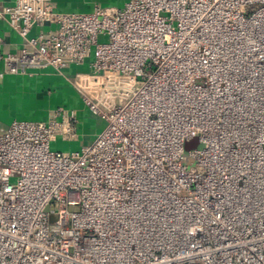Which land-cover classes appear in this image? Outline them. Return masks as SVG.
Wrapping results in <instances>:
<instances>
[{
  "label": "built area",
  "instance_id": "1",
  "mask_svg": "<svg viewBox=\"0 0 264 264\" xmlns=\"http://www.w3.org/2000/svg\"><path fill=\"white\" fill-rule=\"evenodd\" d=\"M0 19L20 37H0L6 73L94 49L73 86L105 121L72 152L50 142L77 137L73 109L0 131V264H264V0H15Z\"/></svg>",
  "mask_w": 264,
  "mask_h": 264
},
{
  "label": "crops",
  "instance_id": "2",
  "mask_svg": "<svg viewBox=\"0 0 264 264\" xmlns=\"http://www.w3.org/2000/svg\"><path fill=\"white\" fill-rule=\"evenodd\" d=\"M126 1L52 0V6L58 13L87 12L97 7L119 8ZM14 3L15 0H0V7L12 6ZM41 27H34L32 34L42 30ZM0 37L7 49L20 42V37L2 19H0ZM78 67L77 64H69L61 71L45 67L32 69L26 73L10 74L4 72L0 64L1 130L7 128L13 120L45 122L50 119L54 109L65 108L64 105L70 100L72 92L78 93L73 86L76 75L88 71V69L77 70Z\"/></svg>",
  "mask_w": 264,
  "mask_h": 264
},
{
  "label": "rangeland",
  "instance_id": "3",
  "mask_svg": "<svg viewBox=\"0 0 264 264\" xmlns=\"http://www.w3.org/2000/svg\"><path fill=\"white\" fill-rule=\"evenodd\" d=\"M93 9L92 11H94ZM92 11L82 12L89 13ZM43 30L50 28L49 26H42ZM99 42L105 41V37L100 36ZM94 58V49H92L91 55L86 58L84 63L78 64L77 70L88 69L89 64ZM58 106V105H56ZM64 107L68 110L74 109L76 111L77 122L75 125V130L77 137L75 139H66L62 136H57L54 140L50 142V149L61 152H72L80 151L82 145L88 144L94 139L98 132L102 130L105 125V121L99 116L92 114L85 103L83 102L81 96L78 93L72 92L70 100ZM6 129V127H5ZM4 129V130H5ZM0 131L1 126H0ZM203 144L198 136H193L185 140L183 144L184 155L186 158V165L189 167L193 163V159L189 156V152L193 149L202 148Z\"/></svg>",
  "mask_w": 264,
  "mask_h": 264
}]
</instances>
